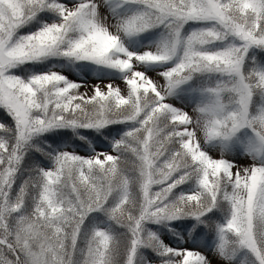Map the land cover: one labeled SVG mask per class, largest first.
Here are the masks:
<instances>
[{
	"label": "snow or ice",
	"instance_id": "1",
	"mask_svg": "<svg viewBox=\"0 0 264 264\" xmlns=\"http://www.w3.org/2000/svg\"><path fill=\"white\" fill-rule=\"evenodd\" d=\"M0 264H264V0H0Z\"/></svg>",
	"mask_w": 264,
	"mask_h": 264
}]
</instances>
